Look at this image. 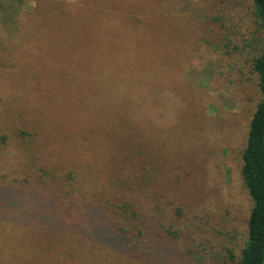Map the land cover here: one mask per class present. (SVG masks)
Wrapping results in <instances>:
<instances>
[{"label": "rangeland", "instance_id": "obj_1", "mask_svg": "<svg viewBox=\"0 0 264 264\" xmlns=\"http://www.w3.org/2000/svg\"><path fill=\"white\" fill-rule=\"evenodd\" d=\"M176 3L185 45L170 46L183 40L175 20L157 19L156 34L136 42L149 56L129 70L137 86H109V72L94 69L108 64L109 48L126 46L95 19L73 31L42 33L48 63L19 43L25 32L11 38L0 23V247L6 263L19 256L34 264L27 250L35 236L55 245L102 240L86 225L105 228L112 197L154 218L150 246L134 264H226L230 251L240 255L252 206L242 152L260 100L246 74L258 37L248 31L253 0ZM37 7L34 0L24 10ZM160 80L163 86L153 90ZM111 88L115 94L135 89V97L110 98ZM73 190L90 192L87 200L100 208H77Z\"/></svg>", "mask_w": 264, "mask_h": 264}, {"label": "trees", "instance_id": "obj_2", "mask_svg": "<svg viewBox=\"0 0 264 264\" xmlns=\"http://www.w3.org/2000/svg\"><path fill=\"white\" fill-rule=\"evenodd\" d=\"M32 1L34 0H0V23L8 36H12L11 38L25 32L27 35L25 43H19L23 47L29 46L31 54H41L46 63L49 59L44 54V50L48 48V39L44 40L42 33H50L57 28L60 32L66 29L73 31L84 27L92 19L98 22L99 28H107L106 34L118 36L126 43V46L122 48H109L108 64L94 68L101 72L104 68L109 72V86L121 81L125 84L140 85L130 78L132 75L129 70L134 66L133 64L139 62L140 58L146 59L149 56L144 57V52L147 50L138 48L136 42L140 38L156 34L157 19L175 20L176 28L183 34L179 32V35L183 36L182 41L176 39L174 43L170 42V46L177 44L179 47H184L186 42V26L181 24L182 18L176 14L178 13L175 9L177 0H101L100 3L95 0H76L70 5L65 0H36L37 9L32 13H26L24 8ZM252 10V27L248 31L253 35L255 29L258 37L254 40L253 54L248 58L250 75L246 74L249 81H255L260 92V100L250 119L241 164L242 179L252 206L248 219L247 238L240 255L235 257L230 251L231 259L226 264H264V0H253ZM90 17L92 18L87 20ZM249 46L251 48V45ZM238 50L239 48H235L234 53ZM232 54L229 51L226 52L227 56ZM80 58L81 56L78 57ZM154 59L156 55L147 59L148 61H143L142 64H149ZM246 63L244 64L247 67ZM170 68L171 66H168L162 72L168 73ZM243 69L244 67L239 68L241 74L245 73ZM162 86L163 83L160 80L159 84L153 86V90H158ZM110 92L112 95L110 98H123L128 94V101L131 102L136 90L115 94L114 89L111 88ZM140 95L142 96V93ZM155 103V105L158 104ZM73 192L70 191L69 194H79L75 190ZM89 194L90 192L84 191L83 194H79V197L71 198V203L77 208H100L97 204L87 200ZM107 203L112 218L108 217L110 222L106 223L105 228L86 225L88 234L93 236L94 233L96 237H104L105 241L100 239L93 243L89 239L82 240L71 234L69 237L75 238L72 242L59 240L55 245V241L53 242L46 235L44 237L35 236L32 241L34 243L27 250L28 258L33 260L34 264H71L68 258L75 260L72 264H134V261H139L142 257L141 248L149 247L150 245L146 243L154 235L152 214L151 218L144 217L139 211V206L120 198L112 197ZM49 231V233L53 232V230ZM0 250V264H8L7 259L1 258L3 248L0 247ZM10 254L16 253L11 252ZM24 259L25 261L19 256H13L10 261L13 260L14 264H25L27 258ZM37 260L40 261L35 263Z\"/></svg>", "mask_w": 264, "mask_h": 264}]
</instances>
